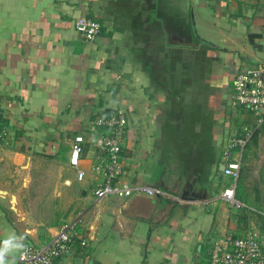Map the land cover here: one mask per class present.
<instances>
[{
    "label": "crops",
    "instance_id": "0c3cea01",
    "mask_svg": "<svg viewBox=\"0 0 264 264\" xmlns=\"http://www.w3.org/2000/svg\"><path fill=\"white\" fill-rule=\"evenodd\" d=\"M81 16L101 25L92 44ZM261 65L264 0H0V189L22 204L24 243L74 223L86 247L54 264H208L215 239L252 227L218 197L219 161L227 128L255 121L231 106L234 76ZM116 109L121 182L164 196L94 199L91 123ZM15 223L0 204V240L20 235Z\"/></svg>",
    "mask_w": 264,
    "mask_h": 264
},
{
    "label": "built area",
    "instance_id": "2783aa9c",
    "mask_svg": "<svg viewBox=\"0 0 264 264\" xmlns=\"http://www.w3.org/2000/svg\"><path fill=\"white\" fill-rule=\"evenodd\" d=\"M76 24L80 28L84 42L92 44L100 33L101 25L85 16L78 17ZM231 106L241 107L255 116L253 125L245 124L232 131L227 128L220 153V166L223 167L222 182L218 197L230 209L247 211L249 207L236 197L243 156L252 142L256 131L264 124V65L249 67L237 72L233 79ZM92 127L97 131L94 141L95 157L92 170L100 175L96 187L92 190L95 200L115 197L124 201L136 194L147 197H160L164 193L158 189L141 184L121 182L128 175L124 168L122 149L127 126L125 111L116 109L110 115H95ZM6 132L0 130V142ZM84 137H74L69 151V166L76 171L77 179L85 177L79 169L83 156ZM28 255L17 264H54L57 260L69 257L76 248L86 247L83 235L77 231L74 223L62 225L57 234L41 245L26 243ZM208 264H264V240L253 227L243 234L226 233L215 239L210 245Z\"/></svg>",
    "mask_w": 264,
    "mask_h": 264
},
{
    "label": "rangeland",
    "instance_id": "374dc122",
    "mask_svg": "<svg viewBox=\"0 0 264 264\" xmlns=\"http://www.w3.org/2000/svg\"><path fill=\"white\" fill-rule=\"evenodd\" d=\"M258 131L256 142L243 156L236 197L249 207L243 212L264 240V124Z\"/></svg>",
    "mask_w": 264,
    "mask_h": 264
},
{
    "label": "clouds",
    "instance_id": "9594fccd",
    "mask_svg": "<svg viewBox=\"0 0 264 264\" xmlns=\"http://www.w3.org/2000/svg\"><path fill=\"white\" fill-rule=\"evenodd\" d=\"M26 237L17 235L14 231L0 240V264H17V260H25L28 255Z\"/></svg>",
    "mask_w": 264,
    "mask_h": 264
},
{
    "label": "water",
    "instance_id": "95a60500",
    "mask_svg": "<svg viewBox=\"0 0 264 264\" xmlns=\"http://www.w3.org/2000/svg\"><path fill=\"white\" fill-rule=\"evenodd\" d=\"M222 169L223 167L220 166V171H222ZM0 204L14 217L16 221L15 226L18 228L19 233L29 235V233L24 230L25 224L27 223L26 213L18 197L7 190L0 189Z\"/></svg>",
    "mask_w": 264,
    "mask_h": 264
},
{
    "label": "trees",
    "instance_id": "16d2710c",
    "mask_svg": "<svg viewBox=\"0 0 264 264\" xmlns=\"http://www.w3.org/2000/svg\"><path fill=\"white\" fill-rule=\"evenodd\" d=\"M249 41H250V43L252 44V45H254L255 46V43H254V40H253V35H250L249 36ZM259 130V129H258ZM258 134H259V131H256V133H255V135L253 136V138H252V143L251 144H253V143H255L256 142V139H257V136H258ZM249 147V146H248ZM242 168V167H241ZM240 172H241V170H240ZM240 200V199H239ZM241 201V200H240ZM244 203V202H243ZM245 204V203H244ZM257 208H259V207H257Z\"/></svg>",
    "mask_w": 264,
    "mask_h": 264
}]
</instances>
